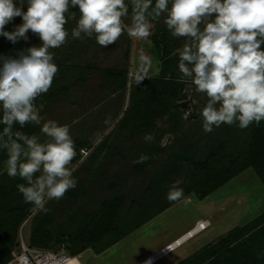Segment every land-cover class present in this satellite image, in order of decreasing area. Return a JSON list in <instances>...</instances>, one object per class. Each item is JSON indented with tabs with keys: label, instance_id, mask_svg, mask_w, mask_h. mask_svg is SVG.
<instances>
[{
	"label": "rangeland",
	"instance_id": "1",
	"mask_svg": "<svg viewBox=\"0 0 264 264\" xmlns=\"http://www.w3.org/2000/svg\"><path fill=\"white\" fill-rule=\"evenodd\" d=\"M126 22L130 23V19ZM13 27L8 26L6 30L11 31ZM73 27L70 21L66 25L69 31ZM158 27L167 28L162 18L160 24L154 22L148 39H133L125 34L107 49L97 45L94 38L74 40L71 36L65 45L53 49L57 62L64 67L63 79L38 99L37 104L41 106L44 121L55 120L70 126L77 150L72 168L78 186L60 201H50L46 214L32 212L20 228V244L23 240L29 247L45 249L31 239L40 222L49 221L44 225L53 237L49 250H65L73 256L67 237L84 226L87 216L100 212L104 201L123 197L116 229L98 248L89 247L81 252L77 256L79 262L142 264L150 253H158L192 230L199 221L209 222L206 231L155 262L180 264L264 213V185L254 169L246 170L204 200L195 193H186L198 174L196 163L209 157L210 151L217 146L215 136H220L224 127L210 134L202 130L198 116L206 101L200 94L184 91L175 102L176 107H180L182 120H176L175 116L171 122L169 118L158 122L149 133L153 137L150 142H146L142 134L131 137L124 121L118 124L126 110L125 101L127 104L130 93L143 83H137V76L142 74L141 54L152 59L146 79L156 78L160 73L161 55L151 40ZM29 36V43L21 41L14 46L0 47V50L3 55H14L16 46H21L22 50L41 43L35 35L29 33ZM114 70L127 73L126 90H117V77L111 75ZM174 74L179 76L177 68ZM121 78L126 79V76ZM28 126L32 135L40 136L42 142L46 139L39 126ZM240 130L236 129L235 137L240 135ZM81 148H87V157L81 154ZM236 149L230 146L229 150L235 152ZM141 156L147 157L149 164L138 171L137 161ZM178 179L183 181L184 198L169 202L166 194ZM168 205L170 207L161 212ZM16 250H20V245ZM261 250L260 256L264 257V247Z\"/></svg>",
	"mask_w": 264,
	"mask_h": 264
},
{
	"label": "clouds",
	"instance_id": "2",
	"mask_svg": "<svg viewBox=\"0 0 264 264\" xmlns=\"http://www.w3.org/2000/svg\"><path fill=\"white\" fill-rule=\"evenodd\" d=\"M15 18L22 23L15 25ZM161 18L179 42L172 53L178 61V82L186 85L185 92L200 94L206 101L198 116L202 130L210 134L223 125L241 130L260 126L264 0H0V38L12 45L29 43L31 33L41 41L15 55L0 54V153L7 156L0 175L6 172L24 181L17 189L32 212L46 214L50 201H60L78 186L70 126L44 121L37 104L59 71L51 50L65 45L69 36L94 38L102 49L125 34L146 40ZM70 20L75 21L71 31L66 28ZM151 64V57L141 54L138 84L148 78ZM16 125L39 126L46 139L13 131ZM152 139L149 134L144 137L146 142ZM146 159L141 156L137 162ZM182 183L178 179L170 185L169 202L184 198Z\"/></svg>",
	"mask_w": 264,
	"mask_h": 264
},
{
	"label": "trees",
	"instance_id": "3",
	"mask_svg": "<svg viewBox=\"0 0 264 264\" xmlns=\"http://www.w3.org/2000/svg\"><path fill=\"white\" fill-rule=\"evenodd\" d=\"M14 23L19 25L22 21L20 18H15ZM156 23L160 24V20ZM70 24L75 25V21L70 20ZM156 30L151 40L157 53L161 55L160 73L156 78L143 80L142 85L137 86V89L130 93L126 110L118 122V124L121 120L125 122L124 126L131 131V137L135 134L151 133L158 122L166 118H169L170 122L175 120V116H177L176 120H182L180 107H176L175 102L183 96L186 85L178 82V76L174 74L178 61L172 55L179 46V42L171 36L167 28L158 27ZM8 46L14 45L0 38V47ZM21 48L16 46V50L12 53L15 55ZM0 54H3L1 50ZM55 63L59 66V71L52 87L57 86L63 79L64 67L57 62L56 57ZM126 74L124 70L111 72V75L117 77L118 83L116 81L115 85L118 91L126 90L129 84ZM121 76L124 78L126 76V79H122ZM223 126V133L215 136L217 146L210 151L209 157L196 163L198 174L195 181L188 185L186 193H195L201 200L206 199L248 169H254L264 185V122L260 126L252 125L245 131L240 130L238 137L234 136L238 127ZM2 127L0 126V130ZM13 131L32 135L29 126L21 129L19 125H16ZM230 146L237 147L235 152H230ZM6 159V153H0V167ZM146 164L148 166V160L138 163V171L143 170ZM20 183L24 181L19 177L10 178L6 172L0 176V264H6L12 259V252L20 245V228L32 214V206L23 201L17 189ZM123 202V197L104 201L100 212L87 216L84 226L67 237L66 241L71 245L69 250L74 257L89 247L98 248L104 238L116 229L115 223ZM12 204L15 205L12 206ZM169 207L170 205L165 206L161 212ZM48 223L49 221H41L32 232L31 239L32 243H41L47 250L50 249L49 245L53 240L51 233L44 227ZM73 247L75 249H71ZM263 247L264 213L253 222L235 229L217 243L210 245L194 258L180 264H264V257L260 256Z\"/></svg>",
	"mask_w": 264,
	"mask_h": 264
},
{
	"label": "built area",
	"instance_id": "4",
	"mask_svg": "<svg viewBox=\"0 0 264 264\" xmlns=\"http://www.w3.org/2000/svg\"><path fill=\"white\" fill-rule=\"evenodd\" d=\"M81 150H83L81 151V154L87 157L89 154L88 150L87 149H81ZM209 227H210L209 222L199 221L195 225V227L184 236L191 234V232H195V235L197 236L198 234L206 231ZM182 238L180 237L175 241H173L172 243L168 244L165 248L159 251L157 255L162 254L164 257H166L167 255L174 253L176 250L182 247L183 244L180 243ZM75 258L78 257H74L66 254L65 250L54 251V250L36 249L29 247L23 240H21L20 250L13 251L12 259L6 264H70L71 261Z\"/></svg>",
	"mask_w": 264,
	"mask_h": 264
},
{
	"label": "bare ground",
	"instance_id": "5",
	"mask_svg": "<svg viewBox=\"0 0 264 264\" xmlns=\"http://www.w3.org/2000/svg\"><path fill=\"white\" fill-rule=\"evenodd\" d=\"M191 231V230H190ZM189 232V231H188ZM187 232V233H188ZM186 233V234H187ZM186 234H184V235H186ZM181 236V238L182 237H184V238H182V240H181V244H185V243H187L189 240H191V239H193L196 235H195V232H191V234H188L187 236ZM189 239V240H188ZM182 245V246H183ZM161 257H163V255L162 254H160V255H157V253H155V254H152L149 258H148V260H146L144 263H142V264H146V262H148L149 260L151 261V264H155V262L158 260V259H160ZM70 264H81L80 262H79V260H78V258H75V259H73L72 261H71V263Z\"/></svg>",
	"mask_w": 264,
	"mask_h": 264
},
{
	"label": "crops",
	"instance_id": "6",
	"mask_svg": "<svg viewBox=\"0 0 264 264\" xmlns=\"http://www.w3.org/2000/svg\"><path fill=\"white\" fill-rule=\"evenodd\" d=\"M135 56H137V55H135ZM138 56H139V55H138ZM138 56H137V57H138ZM126 105H127V104H126V101H125V104H124V106H123V107L125 108V107H126ZM83 149H87V148H83ZM90 149H92V147H89V150H90ZM90 153H91V152H90ZM105 251H106V250H105ZM153 253H154V252L150 253V254L148 255V258H149V257H150V255H151V254H153ZM148 258H147V259H148ZM147 259H146V260H147ZM141 263H142V262H141Z\"/></svg>",
	"mask_w": 264,
	"mask_h": 264
}]
</instances>
